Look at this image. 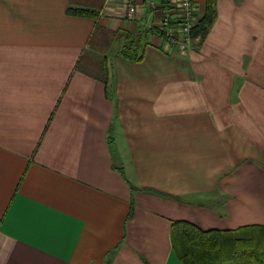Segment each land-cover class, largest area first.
Instances as JSON below:
<instances>
[{
  "label": "crops",
  "instance_id": "1",
  "mask_svg": "<svg viewBox=\"0 0 264 264\" xmlns=\"http://www.w3.org/2000/svg\"><path fill=\"white\" fill-rule=\"evenodd\" d=\"M134 1L0 0V264H184L176 221L264 227V0H217L182 54Z\"/></svg>",
  "mask_w": 264,
  "mask_h": 264
},
{
  "label": "trees",
  "instance_id": "2",
  "mask_svg": "<svg viewBox=\"0 0 264 264\" xmlns=\"http://www.w3.org/2000/svg\"><path fill=\"white\" fill-rule=\"evenodd\" d=\"M217 0H207L206 14L199 20L192 30V37L206 36L210 25L213 23ZM69 14L73 16H90L98 18V13L82 8H71ZM97 30H102V36L109 43L110 37L126 40L120 54L131 62H140L144 57L145 44L140 38L135 40L129 33L119 31L111 33L96 25ZM91 48L94 39L89 41ZM96 49V47H95ZM81 64L89 66L92 74H101L99 78L108 82L106 61L99 58L81 57ZM134 201L131 202L129 217L134 210ZM173 242L179 259L184 264H264V227H246L241 232L230 233L219 230H202L197 225L188 221L174 223Z\"/></svg>",
  "mask_w": 264,
  "mask_h": 264
},
{
  "label": "built area",
  "instance_id": "3",
  "mask_svg": "<svg viewBox=\"0 0 264 264\" xmlns=\"http://www.w3.org/2000/svg\"><path fill=\"white\" fill-rule=\"evenodd\" d=\"M147 8L157 12L159 16L156 30L158 31L163 48L169 54L184 53L194 41L192 30L200 17L197 15L196 0H146ZM137 8L134 0H127L129 20L136 19Z\"/></svg>",
  "mask_w": 264,
  "mask_h": 264
},
{
  "label": "rangeland",
  "instance_id": "4",
  "mask_svg": "<svg viewBox=\"0 0 264 264\" xmlns=\"http://www.w3.org/2000/svg\"><path fill=\"white\" fill-rule=\"evenodd\" d=\"M192 45H193V43H192ZM192 45H191V46H192ZM177 53H180V54H182V53H181V52H179V51H177ZM91 57H92V56H91ZM97 58H100V57H99V56H97Z\"/></svg>",
  "mask_w": 264,
  "mask_h": 264
}]
</instances>
